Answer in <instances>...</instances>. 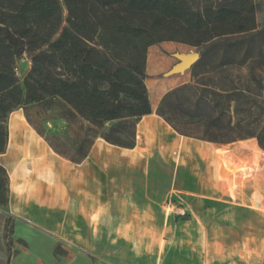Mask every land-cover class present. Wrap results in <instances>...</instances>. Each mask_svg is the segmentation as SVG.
<instances>
[{"label": "rangeland", "instance_id": "1", "mask_svg": "<svg viewBox=\"0 0 264 264\" xmlns=\"http://www.w3.org/2000/svg\"><path fill=\"white\" fill-rule=\"evenodd\" d=\"M259 34L240 51L206 52L183 74L165 76L177 60L174 53L201 51L183 44L149 48L145 85L152 105L150 117L106 123L87 156L74 163L56 153L37 133L45 128L74 140L87 124L67 122L55 112L32 104L7 118V146L0 166L11 191L40 193L42 186L70 185L75 169L87 170L96 200L107 204L111 189L121 185L116 205L100 210L96 223L94 264H257L264 255V222L235 223L232 207L248 199L262 212L264 199V0H255ZM61 2V28L66 26ZM225 51V52H224ZM232 63H225L233 55ZM147 59V58H146ZM20 84L31 67L28 54L16 62ZM207 95L243 125L236 138L225 131L184 128L172 122L169 102ZM60 151L72 156L69 142L56 139ZM259 146H258V144ZM129 186H135L133 192ZM243 219H247L244 216ZM14 217L0 207V264H9ZM254 256L252 260L250 257ZM246 258V259H245ZM256 261V262H255Z\"/></svg>", "mask_w": 264, "mask_h": 264}, {"label": "trees", "instance_id": "2", "mask_svg": "<svg viewBox=\"0 0 264 264\" xmlns=\"http://www.w3.org/2000/svg\"><path fill=\"white\" fill-rule=\"evenodd\" d=\"M61 2L67 13L63 28ZM256 10L255 0H0V154L10 113L35 104L55 112L48 120L87 124L74 140L64 135L67 127L37 129L56 153L82 161L106 123L151 114L145 85L150 47L172 42L201 49L200 56L238 52L261 31ZM23 54L30 55L31 67L20 84L14 68ZM235 59L234 53L215 68ZM167 112L184 128L243 135L240 118L207 95L175 98ZM61 135L72 156L56 144ZM8 193L0 166V207L8 205Z\"/></svg>", "mask_w": 264, "mask_h": 264}, {"label": "crops", "instance_id": "3", "mask_svg": "<svg viewBox=\"0 0 264 264\" xmlns=\"http://www.w3.org/2000/svg\"><path fill=\"white\" fill-rule=\"evenodd\" d=\"M164 44L176 43L163 42L158 45ZM86 171L75 169L70 185L62 182L51 187L45 185L36 194L26 191L18 195L10 188L8 203L14 222L9 264H94L97 257L95 224L101 223L100 210L116 205L118 192H126L127 189L115 185L111 189L113 195L105 204L95 199L94 188L88 181ZM129 188L130 192L135 190V186ZM252 201L248 199L245 205L232 207L238 219L231 222L250 223L248 218L254 216L261 217L264 222V199L261 200L262 212L252 209ZM244 216L247 219H243ZM250 258L255 259L254 256ZM257 264H264V255Z\"/></svg>", "mask_w": 264, "mask_h": 264}, {"label": "water", "instance_id": "4", "mask_svg": "<svg viewBox=\"0 0 264 264\" xmlns=\"http://www.w3.org/2000/svg\"><path fill=\"white\" fill-rule=\"evenodd\" d=\"M173 57L177 60V63L173 65L167 73L164 74L165 76L183 74L200 59L198 51L190 53H174Z\"/></svg>", "mask_w": 264, "mask_h": 264}, {"label": "built area", "instance_id": "5", "mask_svg": "<svg viewBox=\"0 0 264 264\" xmlns=\"http://www.w3.org/2000/svg\"><path fill=\"white\" fill-rule=\"evenodd\" d=\"M17 71H18V69H17V67H15V68H14V72H15V74L17 73Z\"/></svg>", "mask_w": 264, "mask_h": 264}]
</instances>
